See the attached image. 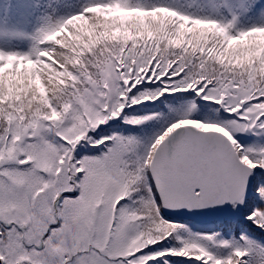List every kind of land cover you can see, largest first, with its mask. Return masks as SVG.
Here are the masks:
<instances>
[{
    "label": "snow or ice",
    "instance_id": "1",
    "mask_svg": "<svg viewBox=\"0 0 264 264\" xmlns=\"http://www.w3.org/2000/svg\"><path fill=\"white\" fill-rule=\"evenodd\" d=\"M0 264H264V0H0Z\"/></svg>",
    "mask_w": 264,
    "mask_h": 264
},
{
    "label": "trees",
    "instance_id": "2",
    "mask_svg": "<svg viewBox=\"0 0 264 264\" xmlns=\"http://www.w3.org/2000/svg\"><path fill=\"white\" fill-rule=\"evenodd\" d=\"M197 228H206V227H197Z\"/></svg>",
    "mask_w": 264,
    "mask_h": 264
},
{
    "label": "water",
    "instance_id": "3",
    "mask_svg": "<svg viewBox=\"0 0 264 264\" xmlns=\"http://www.w3.org/2000/svg\"><path fill=\"white\" fill-rule=\"evenodd\" d=\"M198 223V222H197Z\"/></svg>",
    "mask_w": 264,
    "mask_h": 264
}]
</instances>
